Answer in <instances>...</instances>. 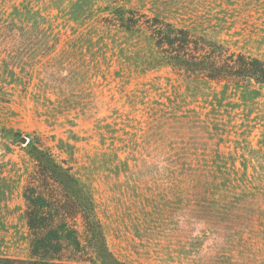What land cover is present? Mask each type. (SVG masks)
Instances as JSON below:
<instances>
[{
    "label": "rangeland",
    "instance_id": "374dc122",
    "mask_svg": "<svg viewBox=\"0 0 264 264\" xmlns=\"http://www.w3.org/2000/svg\"><path fill=\"white\" fill-rule=\"evenodd\" d=\"M116 6L264 60V0H0V254L28 252L35 143L89 186L125 264H264V86L153 63Z\"/></svg>",
    "mask_w": 264,
    "mask_h": 264
},
{
    "label": "trees",
    "instance_id": "16d2710c",
    "mask_svg": "<svg viewBox=\"0 0 264 264\" xmlns=\"http://www.w3.org/2000/svg\"><path fill=\"white\" fill-rule=\"evenodd\" d=\"M113 19L129 32H145L154 44L150 60L190 82L218 81L259 94L264 60L157 16L116 6ZM33 180L25 186L26 256L0 254V264H125L108 248L89 186L62 161L31 143Z\"/></svg>",
    "mask_w": 264,
    "mask_h": 264
},
{
    "label": "water",
    "instance_id": "95a60500",
    "mask_svg": "<svg viewBox=\"0 0 264 264\" xmlns=\"http://www.w3.org/2000/svg\"><path fill=\"white\" fill-rule=\"evenodd\" d=\"M20 142L25 145L28 142V139L26 137H23L20 139Z\"/></svg>",
    "mask_w": 264,
    "mask_h": 264
}]
</instances>
